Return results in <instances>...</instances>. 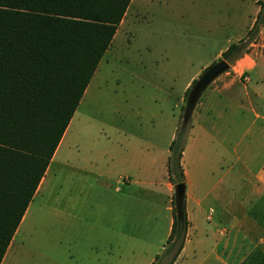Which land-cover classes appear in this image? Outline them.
I'll return each mask as SVG.
<instances>
[{
    "label": "rangeland",
    "instance_id": "1",
    "mask_svg": "<svg viewBox=\"0 0 264 264\" xmlns=\"http://www.w3.org/2000/svg\"><path fill=\"white\" fill-rule=\"evenodd\" d=\"M256 1L129 3L124 17L129 22L128 32L121 43L114 42L101 58L71 117L60 151L49 163L45 182L33 195L26 217L19 223L1 264H66L75 234L81 236L76 246L83 239L82 250L89 257L96 249L106 257V236L99 226L101 219L95 204L111 190L101 186L104 176L81 169L71 172L67 164L68 150L74 158H81L83 166L86 164L89 168L98 163L108 167L113 158L111 142L121 135L120 126L134 130L136 135H154L164 125L174 132L187 79L222 57L216 54L227 37L234 42L246 35L259 9ZM225 9L229 14L224 13ZM228 17L230 27L223 26L222 21ZM250 58H257L252 74L264 72V24L253 35L239 61ZM205 91H210V85ZM73 140L79 144V150L72 147ZM195 154L192 151L189 154L192 182L196 181ZM93 158L97 161L90 163ZM74 201L79 207L76 208ZM162 203L165 205L166 200ZM161 210L163 213L154 215L141 200L138 218L124 219V229L151 231L150 223L154 219L158 222L164 219L165 210ZM77 211L88 219H69ZM134 248L133 253L124 244L119 264H144V254L138 253V245ZM168 260L165 257L161 264H167Z\"/></svg>",
    "mask_w": 264,
    "mask_h": 264
},
{
    "label": "crops",
    "instance_id": "2",
    "mask_svg": "<svg viewBox=\"0 0 264 264\" xmlns=\"http://www.w3.org/2000/svg\"><path fill=\"white\" fill-rule=\"evenodd\" d=\"M141 1L130 2L138 4ZM128 7L105 52L114 42L121 43L127 34L129 22L124 21V17ZM227 11L225 9L224 13ZM229 22L228 17L222 21L223 26L230 27ZM232 39L226 38L217 56ZM239 59L211 81L208 93H205L206 88L202 91L190 115L189 135L181 158L186 177L188 226L183 246L173 264H264V72L252 74L257 58L244 62ZM199 74L196 72L187 79L184 91ZM244 75L249 78L244 80ZM183 97L184 94L182 100ZM70 125L71 122L55 155L59 153ZM118 131L121 135L111 142L114 144L113 158L108 167L98 166V163L89 168L86 164L83 166L81 158H74L68 150L67 164L71 172L81 169L104 176L100 184L111 193L95 204L101 219L99 226L106 236V257L104 254L102 257L97 249L89 257L82 250L83 239L78 243L79 247L76 246L81 236L75 234L71 238L73 249L66 264H119L125 243L133 253L134 246L138 245V253L145 256L144 264H153L165 247L173 222L174 184L168 178L167 157L175 130L172 132L170 126L164 125L150 136L136 135L125 126H120ZM72 147L79 150V144L74 140ZM190 151L196 153L195 182L189 176ZM89 161L92 163L97 159ZM48 169L49 165L45 173ZM44 176L36 191L44 184ZM141 200L154 215L163 213V208V221L154 219L150 223L151 231L146 233L125 230L124 219L138 218ZM73 204L79 207L77 201ZM79 211L72 213L69 219H88Z\"/></svg>",
    "mask_w": 264,
    "mask_h": 264
},
{
    "label": "trees",
    "instance_id": "3",
    "mask_svg": "<svg viewBox=\"0 0 264 264\" xmlns=\"http://www.w3.org/2000/svg\"><path fill=\"white\" fill-rule=\"evenodd\" d=\"M130 1L0 0V263ZM256 2L249 39L221 53L229 65L264 24V0ZM195 80L184 91L167 157L169 180L184 188L181 158L198 101L190 93ZM172 207L171 230L153 264L165 257L173 264L183 246L185 191L174 192Z\"/></svg>",
    "mask_w": 264,
    "mask_h": 264
},
{
    "label": "water",
    "instance_id": "4",
    "mask_svg": "<svg viewBox=\"0 0 264 264\" xmlns=\"http://www.w3.org/2000/svg\"><path fill=\"white\" fill-rule=\"evenodd\" d=\"M229 63L223 58H219L217 61L211 63L196 78L195 82L191 86L190 93L195 97L197 101L202 91L210 84V82L221 72L229 69ZM185 119V117H183ZM185 188L182 183H176L174 185L175 194H183Z\"/></svg>",
    "mask_w": 264,
    "mask_h": 264
},
{
    "label": "built area",
    "instance_id": "5",
    "mask_svg": "<svg viewBox=\"0 0 264 264\" xmlns=\"http://www.w3.org/2000/svg\"><path fill=\"white\" fill-rule=\"evenodd\" d=\"M248 78H249L248 75H244V76H243V79H244V80H247ZM208 217H210V212H209V214H208Z\"/></svg>",
    "mask_w": 264,
    "mask_h": 264
}]
</instances>
